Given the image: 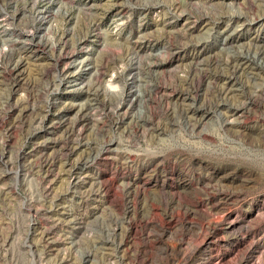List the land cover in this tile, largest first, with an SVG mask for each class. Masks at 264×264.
<instances>
[{"label": "rangeland", "instance_id": "obj_1", "mask_svg": "<svg viewBox=\"0 0 264 264\" xmlns=\"http://www.w3.org/2000/svg\"><path fill=\"white\" fill-rule=\"evenodd\" d=\"M0 264H264V0H0Z\"/></svg>", "mask_w": 264, "mask_h": 264}]
</instances>
